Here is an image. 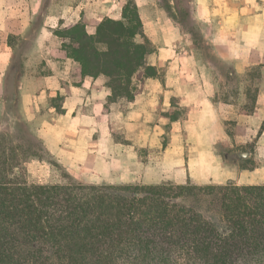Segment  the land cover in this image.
I'll use <instances>...</instances> for the list:
<instances>
[{"label": "crops", "instance_id": "obj_1", "mask_svg": "<svg viewBox=\"0 0 264 264\" xmlns=\"http://www.w3.org/2000/svg\"><path fill=\"white\" fill-rule=\"evenodd\" d=\"M129 1L0 0V121L12 82L21 121L46 152L99 183L264 185V0H193L203 45L162 0H133L157 76L111 102L107 78L77 76L56 32L84 22L94 35ZM255 156L260 167L243 166Z\"/></svg>", "mask_w": 264, "mask_h": 264}, {"label": "trees", "instance_id": "obj_2", "mask_svg": "<svg viewBox=\"0 0 264 264\" xmlns=\"http://www.w3.org/2000/svg\"><path fill=\"white\" fill-rule=\"evenodd\" d=\"M56 34L77 76L107 78L111 102L157 76L133 0L94 35L84 22ZM1 150L0 264H264V185H36L8 175Z\"/></svg>", "mask_w": 264, "mask_h": 264}, {"label": "rangeland", "instance_id": "obj_3", "mask_svg": "<svg viewBox=\"0 0 264 264\" xmlns=\"http://www.w3.org/2000/svg\"><path fill=\"white\" fill-rule=\"evenodd\" d=\"M192 2L193 0H162L163 7L183 26L187 37L192 38L196 45H203L200 26L192 17ZM252 75L259 77V71L254 70ZM229 77L231 78V76ZM140 86L141 83L137 82V87L140 88ZM11 87L12 92L10 91L8 97V111H10L11 115L10 117L8 115L3 116L1 118L2 122L0 121L1 151H5V156L13 158L14 162L13 171H9L8 175L12 178L20 177L21 180L36 185H58L70 182L83 185H135L134 183H118L112 178H107L105 181L103 180L104 182L100 181L99 183L97 178L88 176L84 170H70L60 161L53 159L46 152L37 135L22 123L17 105L18 98L14 95L15 87H13L12 82ZM234 87L239 88L240 82H236V86ZM253 88H256V86L254 85ZM56 101L55 105L59 108L61 105L60 99ZM229 131H232V129H229ZM253 147L254 144H251L247 146V149ZM239 149H243V147H229L227 151L232 152ZM224 156L226 157V154ZM258 156L260 157V154ZM258 156L257 158L256 156L253 157L250 161L243 164V166L249 168L260 167L262 162ZM165 183L173 184L174 182H164L163 184ZM227 184L229 183L223 185Z\"/></svg>", "mask_w": 264, "mask_h": 264}]
</instances>
